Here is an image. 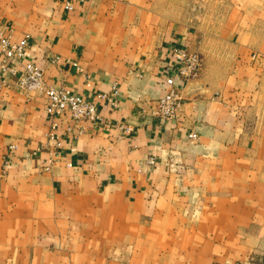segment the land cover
I'll return each mask as SVG.
<instances>
[{
	"label": "crops",
	"instance_id": "obj_1",
	"mask_svg": "<svg viewBox=\"0 0 264 264\" xmlns=\"http://www.w3.org/2000/svg\"><path fill=\"white\" fill-rule=\"evenodd\" d=\"M26 34L23 63L103 120L74 137L0 70V264H264V0H0V37ZM177 48L203 68L157 122Z\"/></svg>",
	"mask_w": 264,
	"mask_h": 264
},
{
	"label": "built area",
	"instance_id": "obj_2",
	"mask_svg": "<svg viewBox=\"0 0 264 264\" xmlns=\"http://www.w3.org/2000/svg\"><path fill=\"white\" fill-rule=\"evenodd\" d=\"M65 9H73V2L65 3ZM31 36L26 34L21 40L13 41L11 36L0 37V70L3 73H10L17 76L16 85L25 90L27 94L38 92L47 99L46 109L48 113L57 116H66L73 123L69 128L72 136L78 137L84 133L85 127L82 125L85 121L101 122L102 116L97 105L83 95L78 94L67 87H54L48 85L45 79V70L30 61L23 63L29 47ZM177 60V66L165 78L166 91L156 100L155 105L150 113L155 121H164L178 118L183 107V98L180 92V82H188L200 76L203 68V58L199 52H190L184 48H177L173 52ZM19 63L23 65L21 69ZM78 66L77 63H74ZM7 78L0 77V93L5 87L10 86ZM120 89L117 84H114L110 92L101 94V97L107 99V102L117 108L120 105L119 101ZM119 127L125 128L127 132L133 129L131 126L120 124ZM59 122L53 121L49 127L47 134V142L42 143L37 148V152L43 150L51 152L52 159L47 162L43 168L49 169L52 162L58 161L61 157L60 150L63 147L64 141L58 133ZM195 137L194 133L190 134ZM157 160L155 157H149L146 165L156 166ZM72 165V163H69Z\"/></svg>",
	"mask_w": 264,
	"mask_h": 264
}]
</instances>
